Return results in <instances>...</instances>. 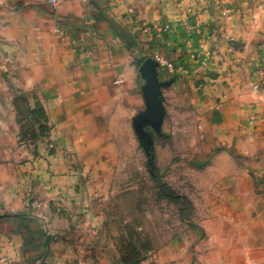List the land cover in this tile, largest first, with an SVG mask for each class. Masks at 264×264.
<instances>
[{
	"label": "crops",
	"instance_id": "0c3cea01",
	"mask_svg": "<svg viewBox=\"0 0 264 264\" xmlns=\"http://www.w3.org/2000/svg\"><path fill=\"white\" fill-rule=\"evenodd\" d=\"M156 55L202 142L194 225L139 264H264V0H0V264H113L94 203Z\"/></svg>",
	"mask_w": 264,
	"mask_h": 264
},
{
	"label": "rangeland",
	"instance_id": "374dc122",
	"mask_svg": "<svg viewBox=\"0 0 264 264\" xmlns=\"http://www.w3.org/2000/svg\"><path fill=\"white\" fill-rule=\"evenodd\" d=\"M162 91L164 123L160 131L146 127L152 147L140 140L134 127L131 135L123 132L112 169L104 173L106 185L97 190L94 209L100 215L102 253L113 264L154 257L184 227L194 225L193 204L183 191L194 189L200 128L190 103L170 87ZM144 110L146 104L138 115Z\"/></svg>",
	"mask_w": 264,
	"mask_h": 264
},
{
	"label": "water",
	"instance_id": "95a60500",
	"mask_svg": "<svg viewBox=\"0 0 264 264\" xmlns=\"http://www.w3.org/2000/svg\"><path fill=\"white\" fill-rule=\"evenodd\" d=\"M160 66L153 59H147L140 68L141 77L144 80L142 92L145 99L146 110L133 119V127L140 140L146 141L149 148L154 141L146 129L147 126L160 131L165 117L166 107L163 98V89L168 88L171 82L160 80Z\"/></svg>",
	"mask_w": 264,
	"mask_h": 264
},
{
	"label": "built area",
	"instance_id": "2783aa9c",
	"mask_svg": "<svg viewBox=\"0 0 264 264\" xmlns=\"http://www.w3.org/2000/svg\"><path fill=\"white\" fill-rule=\"evenodd\" d=\"M201 1H204L205 3H208V2H210V1H217V0H201ZM52 3H56V1H52ZM196 14H198V13H196ZM196 14H194V12H190V15H192V16H193V15H196ZM151 59L155 60V61L159 64L160 69L165 68V69H167L172 75L179 74V73H181L182 70H183L182 67H178L174 62H171V61H169V60H167V59H164V58L161 57V56L156 55V56H154V57L151 58ZM260 73H261V76H262L263 79H264V67L262 68V70H261ZM203 85H205V83L202 82V83L200 84V88H203ZM31 205H32V207H34V208L46 207L45 204L40 203V202H38V201H33V202L31 203Z\"/></svg>",
	"mask_w": 264,
	"mask_h": 264
},
{
	"label": "trees",
	"instance_id": "16d2710c",
	"mask_svg": "<svg viewBox=\"0 0 264 264\" xmlns=\"http://www.w3.org/2000/svg\"><path fill=\"white\" fill-rule=\"evenodd\" d=\"M163 188H164V190L166 189L167 190V188H166V186H163ZM169 196V195H168ZM171 198V197H170ZM183 200H185L187 203H188V200L186 199V198H183ZM140 263V262H139ZM139 263H136V264H139Z\"/></svg>",
	"mask_w": 264,
	"mask_h": 264
}]
</instances>
